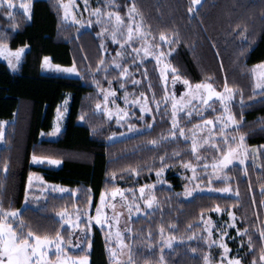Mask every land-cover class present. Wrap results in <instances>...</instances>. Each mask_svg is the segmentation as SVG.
<instances>
[{
  "label": "trees",
  "instance_id": "16d2710c",
  "mask_svg": "<svg viewBox=\"0 0 264 264\" xmlns=\"http://www.w3.org/2000/svg\"><path fill=\"white\" fill-rule=\"evenodd\" d=\"M59 1L64 0H31L30 18L16 8L12 18H8L5 15L8 9L0 6V41L10 48L28 45L16 72H11L0 60V120L8 121L4 144L0 147V206L21 208L29 173H39L45 181L75 189L76 197L51 195L38 208L24 207L20 211L19 219L28 226L25 231L30 227L37 234L54 235L61 227L56 214L62 209H81L89 196L95 205L102 191L116 186L135 189L153 182L156 169L161 167L160 157L167 154L169 158L163 161L168 165L164 175L166 185L154 190L156 208L147 212L148 215L138 216L131 224L135 264H159L160 226L165 227V234L180 240L173 248L163 249L165 264H204L207 244L202 238L188 241L187 237L202 232L206 215L217 225L220 220H227L229 209L235 213L236 225L228 234V244L243 264H250L253 256L259 255L256 217L259 216L261 223L264 219V208L252 206L253 198L257 205L264 199L257 179L264 177V169L260 167L264 157L255 165H247V175L240 166L228 170L231 175L228 182L236 195L198 193L185 198L180 176L168 171L192 159L189 143L180 138L158 146L148 143L170 128L164 114L147 130L109 141L114 129L95 111L96 103L101 100L97 89L109 85V80L115 84L120 80L119 73L117 70L90 71L101 58L97 30L78 32L76 26L65 23ZM124 1L135 2L145 28L155 39L161 31L178 34V40L170 45L173 49L170 62L179 75L191 82L207 81L217 90L223 88L225 81L243 90V105L239 91L231 104L237 119L243 116L239 132L246 134L248 145L264 144V97L257 94L249 99L253 96L250 70L253 64L264 60V0H200L193 13L188 12L191 0ZM238 24L241 29L247 27L243 36L233 31ZM43 56H50L60 65L75 62L79 76L42 73ZM151 63L144 64L148 67L149 79L142 86L149 92L147 83L151 84L154 93L161 96L160 79ZM94 80L99 84L93 83ZM66 92L71 93V102L65 127L55 139L44 137L52 128L56 107ZM181 150L187 151L172 157L173 152ZM33 155L57 158L61 164L57 168L31 165ZM128 168H136L139 175L122 171ZM113 172L115 179L111 176ZM250 183L253 191H249ZM217 205L221 208L220 215L214 211ZM189 224L193 225L191 229ZM169 225L176 227L169 229ZM246 226L253 234L254 253L247 248V236L237 237L236 229ZM149 229L153 232L151 240L147 235ZM64 235H67L66 229ZM90 240V264H109L99 228H92ZM192 248L197 249L195 254L191 253Z\"/></svg>",
  "mask_w": 264,
  "mask_h": 264
},
{
  "label": "snow or ice",
  "instance_id": "6c2138e0",
  "mask_svg": "<svg viewBox=\"0 0 264 264\" xmlns=\"http://www.w3.org/2000/svg\"><path fill=\"white\" fill-rule=\"evenodd\" d=\"M74 3V0H73ZM85 11L88 10V0H84ZM200 4V0H191V6L188 8L189 13H193L197 5ZM0 6L5 7L8 11L5 15L8 18H12L13 10L15 8L12 0H0ZM60 7L64 9L63 19L68 20L72 19L76 24H80L81 21L76 20L73 13L70 11V5L60 4ZM78 7V6H77ZM105 8L111 7V0H105ZM119 7V6H117ZM19 8L23 11L25 17L30 18L31 16V0H22L19 4ZM90 15L96 17L97 24L103 23L104 25L111 28L110 33L108 32V27H105L101 30L100 33H97L98 36H103L104 34H109L112 39L113 44L120 45V48L116 51L115 56L111 58V61L106 58L107 49L105 48L103 41L100 45L101 49V58L96 62L95 69L90 71L98 73L103 71L107 73L110 70L119 71V78H131L133 85L140 84V80L134 78L133 73L130 71L131 68H136L139 70V65L137 60L141 63L144 62L145 57H154L157 65H160L162 60L166 55L170 54L173 49L170 46L174 40H178V34H166L161 31L159 33V41L154 37L149 40V37L152 36V33L148 30H145V25L143 19H137L140 16V13L137 11L135 2L128 6L127 21L125 23L124 17L121 16L119 11H102L100 7H97L92 10ZM264 19V15H262ZM91 24V21H88ZM247 30V27L241 29V26L238 24L234 32H240L241 35H244V32ZM139 41V46L133 47V43ZM167 45L168 53H165L161 50V44ZM24 47H27L25 45ZM7 45L0 41V55H4ZM130 49L131 51H125ZM23 51V48H18L15 52L9 51L7 53L8 64L10 67L15 68L16 62L20 59V54ZM143 53V56H141ZM123 59H131V64L122 63ZM15 61V62H14ZM42 67L51 68L57 72L65 73H77L78 68L73 62L71 66L63 67L59 64H52L50 57L45 56L43 58ZM171 68L172 80L175 83L177 80L181 79L177 73V69L172 67L170 64H164V67L159 69L160 79L166 81V70ZM252 76V92L253 96L249 99H254L257 94L264 97V61L260 62L257 65H254L250 70ZM107 79V76L104 77ZM144 80L148 79L147 70L143 73ZM109 85L113 83L112 80H109ZM93 83L99 84V81L94 80ZM183 84L186 85V89L183 93L180 94V97L177 98L175 93L169 95L167 87L165 86L164 96L162 99L157 100L155 98V93L151 102L156 104V111L159 112L161 104H164L165 115L167 112V102H171V127L167 130L166 133H162L158 138L148 141L152 145H159L162 142L168 141L172 142L177 138V130L180 138H184V142L191 140V157L195 163L190 162L189 160H184L181 162V167L186 170L192 171V176L187 179L189 182L193 180L199 181L201 175L198 174L200 168L203 169L204 174L208 176V187H212L213 176L223 177L225 180L228 179L226 174V169L229 165H232L234 161H239L240 165H245V161L249 158L253 161L255 165L256 161L264 157V144L257 147L247 146L245 141V133H240L239 128L242 126L241 121L243 116L241 115L238 120L236 115L231 110V104L234 100V94L239 91L241 95V105H243V90L237 89L234 86H230L227 81H225L222 90H217L212 83L207 81L196 83L192 85L189 80L183 79ZM120 88L124 89L125 84L120 83ZM99 92H102L104 95L103 101V111L106 117L111 118L112 112L108 108L109 97H115L116 92L114 89H104L98 87ZM148 91H152V85L149 84ZM128 93H125L124 102L125 105L129 104ZM143 98V99H141ZM219 102L222 112L217 115L214 119H202L201 123L195 124L191 129L186 130L185 128L180 127V120L178 117L183 116L186 119H191L194 116L197 118H203L205 115L202 109H211L213 112L217 111L216 108H213L212 105L216 102ZM115 102L114 100L112 101ZM140 105V119L143 120L145 113H152L153 110L149 107V98L141 93L139 97L131 101V105ZM97 110H101V102H97L95 105ZM118 113L116 119L117 123H120L123 126L125 118L129 115V112L126 109H121L117 106L115 109ZM120 112H123V117L119 115ZM58 116L61 115L59 111V106L57 108ZM134 115V113H133ZM84 117L82 116L81 119ZM155 115H153V120ZM4 124L5 121H0V140L4 138ZM149 127L154 125L149 124ZM135 125L128 124V129L131 131ZM219 128V132L216 131V128ZM235 128L236 134L233 135L232 130ZM59 131V126L54 129ZM190 133V135H188ZM206 133V134H205ZM112 135H115L113 133ZM212 149L215 151L216 155L209 162L208 157L202 155L201 153L207 149ZM181 152H173L172 157H179ZM167 154L160 157L161 167L156 169L157 177H160L164 171V168L168 165H165L163 161L168 159ZM32 161H43L47 160L50 164H59L60 160L53 159L51 157H41V156H32ZM203 161L201 164L200 162ZM7 161L4 163V168L7 169ZM260 167L264 169V161L261 162ZM211 169L209 172L208 170ZM122 171H130L133 174L139 175V172L136 168H128ZM245 175L248 174V169L244 168ZM113 179L116 178V173H111ZM33 174L29 173V184L25 187V200L29 199V194L31 190ZM123 178V177H121ZM259 183V190L264 194V177L257 178ZM166 183V181H165ZM152 185H142L139 188L140 196L135 195L134 189H122L115 187L111 189V196L113 198L119 197L121 204L120 208L126 210L128 213V220L126 222V228L124 232L116 230L115 232L111 231L115 227V223H119L122 211L117 210L118 205L113 202L106 201V192L102 191L100 194V202L96 207V215L93 216L87 212V210H81L79 207H74L73 213L67 212V210L62 209L57 213V216L60 218L61 227L56 230L54 235L37 234L35 231L31 230L29 227L28 231H25V228L28 227L22 219H19L21 216L20 210L18 209H4L0 206V264H88V256H73L70 254L71 250H81L87 251V248H84L83 240L89 239L88 247H91L90 234L92 232V221H95L97 225L101 228H104L107 224V227L110 229L106 233V240H111L113 235L115 236L116 244L118 245L119 252L111 247V245H106L107 251L109 253V260L112 264H135V259L133 256V245L131 243L133 239V229L131 226V219L133 216H139L142 213L148 215L145 209H153L155 205L158 204V201L155 195L151 194ZM199 187V184H197ZM249 191H253V186L251 183L248 186ZM54 190H59L61 192L65 191L63 188H58L53 186ZM147 189V192H146ZM219 192H231L232 189L228 186L216 189ZM126 193H131V200H129ZM75 195V192L73 193ZM192 194V190L186 187L184 195L188 196ZM239 195L237 191V196ZM145 196L147 198L145 199ZM89 203L91 202V196L88 198ZM143 201V207L137 201ZM253 207H262L264 208V199H261L258 202L253 198L252 200ZM110 208L112 210V215L109 217L105 213V209ZM214 211L220 212L221 208L217 205L214 208ZM229 217V227H235V213L232 210H228ZM203 219V217H201ZM257 224H259V255L258 258L254 255L250 264H264V223H261L259 216L256 217ZM86 221V223H85ZM205 227L201 233H193L191 236L187 237L188 241L194 239L202 238L204 242L211 247L212 245L219 244V247L223 249L221 253V264H242V259L237 257H230L228 244L224 242L227 237V231L224 226L216 229L219 233L218 239H210L212 232V221L205 220ZM256 225H253L255 227ZM175 225H169V229H174ZM193 227L192 224L188 225V229ZM67 231V237L64 235V231ZM81 233L83 235H77ZM125 233L127 235H125ZM160 243L162 248V254L159 257V264H165V257L163 255V248H173V241L177 238L174 235L166 236L165 227L160 226ZM207 233V235H203ZM237 237L247 236V248L250 252H255L256 247L253 242V234L250 232L248 226L243 229H236ZM148 239L151 240L153 232L151 229L148 231ZM125 239L129 242L125 243ZM243 244V240L241 241ZM151 247V245H149ZM53 250V251H50ZM191 253L195 254L197 252L196 248H192ZM54 256V258H53ZM204 264H211L209 254L204 253Z\"/></svg>",
  "mask_w": 264,
  "mask_h": 264
},
{
  "label": "rangeland",
  "instance_id": "374dc122",
  "mask_svg": "<svg viewBox=\"0 0 264 264\" xmlns=\"http://www.w3.org/2000/svg\"><path fill=\"white\" fill-rule=\"evenodd\" d=\"M12 2H13V4H14L16 9L21 10L19 8V4L22 2V0H12ZM61 3L70 5V11L73 13V15L75 16L76 20L81 21L80 24H76L74 22V20H72V19H68V20H64L63 19L64 9L60 7ZM104 4H105V0H93V1L92 0H88V10L85 11L84 0H74V3H73V0L59 1V7L61 9V17H62V20L65 23L73 24L74 26H76V28H77L76 30L78 32H80L82 30H90V29H93V28H95L97 30L95 35L99 39V42H98L99 48H100V45H101V43L103 41V44H104L105 48L107 49V52H106L105 55H106V58L110 62L111 58L115 56L116 51L120 48V45L113 44L111 36L109 34H107V33L104 34L103 36H98L97 35V33H100L103 28L108 27V26L104 25L103 23L97 24L96 17L94 15H90V13L92 12L93 9H95L97 7H100L102 9V11H119L121 16L124 17L125 23H126V21H127L126 13L128 11V6L131 5V4L128 3L127 1H124V0H111V7H109V8H105ZM117 6H119V7H117ZM137 19H142L141 15L138 16ZM89 20L91 21V24L88 23ZM145 30H147V29L145 28ZM110 31H111V28L108 27V32L110 33ZM152 38H153L152 36L149 37V40L151 41ZM156 40L159 41V36L157 37ZM139 43H140L139 41L134 42L133 43V47L139 46ZM24 46L25 45L19 46L17 48H10L7 45V48L5 50L4 55H0V60L7 64L8 68H9V70L11 72H16L17 71L24 54L28 50V45H27V47H24ZM168 47L169 46L164 45L163 43L161 44V50L164 51L165 53H168ZM18 48H23V51L20 54L19 61L16 62V67L12 68L8 64L7 53L9 51L15 52V50L18 49ZM100 51H101V49H100ZM125 51H131V50L130 49H126ZM171 53L165 56V58L162 60L160 65H157L156 60H155L154 57H145L143 63H141L139 60H137V64L139 65V70H137L136 68H131L130 71L133 73L134 78L136 80H140L141 81L140 84L133 85L132 79L126 77V78H119L120 80L117 81L115 84L112 83L113 85L111 84V85H107V86L102 87L104 89H114L115 92H116L115 97H109V102H108V108L112 112L111 118L106 117L105 114H104V111H103L104 95H103L102 92H100L101 100L99 101L102 104V108H101V110H97L95 108V111L98 114L103 115L106 118V120H108V122L111 123V126L114 129V130H112L111 134L109 135V138H108L109 141H112V140H115V139H119V138H122V137L127 136V135H132V134L147 130V129L150 128L148 126L149 124H153L155 119L160 118L161 114L165 115L164 104H161L160 110H159V112H157L156 111V104L151 102L154 91L152 90V91L146 92L144 87L142 86L143 85V81L147 82L148 79H149L148 78L147 80H144L143 73L145 72V70H147V74H148V67H147V65L145 66L144 64L147 61H151L152 62L151 66H153L155 68V70H156V72H157V74L159 76V79H160V71H159V69L163 68L164 64H170L173 67V65L170 62ZM141 56H143V53H141ZM44 57L45 56L42 57L41 65H40L42 73H49V74H53V75H60V76H67V77H78L79 76V71L77 73H65V72H57L56 70L51 69V68L42 67V63H43V58ZM48 57H50V56H48ZM50 61H51L52 64H57V63H54L51 60V58H50ZM260 62H262V61H260ZM260 62L253 64L252 67L254 65L259 64ZM122 63L131 64L132 60L131 59H123ZM71 65H61V66L68 67V66H71ZM118 73H119V71H118ZM176 75H178L181 79H179L175 83H173L171 68L166 70V81H162L160 79V84H161V88H162V95L158 96L157 94H155V98L157 100H160V99L163 98L164 91H165V86L167 87V91H168L169 95H171L172 93H175L177 98H179L180 94L185 91L187 86L183 84V79H187V78L182 77L178 73H176ZM148 77H149V75H148ZM187 80H189V79H187ZM120 83H124L125 84V88L124 89L120 88ZM190 83L192 85H195L198 82H191L190 81ZM147 85L149 87V83H147ZM220 90H222V89H220ZM126 92L128 93V97H127L128 101H129L128 105H125V102H124V96H125ZM141 93H144L149 98V107H151L152 110H153L152 113H145V116H144L143 120L140 119V115H141L140 114V110H139L140 109V105L139 104L131 105V101L136 99L137 97H139ZM141 99H143V98H141ZM113 100L115 101L114 103L112 102ZM70 102H71V93L70 92H66L63 100L58 104L59 111H60L61 115L58 116V114H57V108H58V106H57L56 110H55V115H54V118H53V121H52V128L47 134H43L44 137H47L49 139H55L59 135V133L63 130V128L65 127V123H66V119H67V115H68V111H69V107H70ZM117 106L119 108H121V109H126L129 112V115L125 118V120L123 122V126H121L120 123H117L116 117H117L118 113L115 110L117 108ZM212 107L216 108L217 111L213 112L211 109H202V111H204V113H205L203 118H197L195 116L193 118H191V119H186L183 116L178 117L179 120H180V127L185 128L186 130H188V129H191L193 125L201 123L202 119H208V118H213L214 119L217 115H219L222 112V108H221V106H220L218 101L215 104H213ZM167 112H168V114L165 115V116L169 119V123H170V127H171V102L170 101L167 102ZM133 113H134V115H133ZM119 115L121 117H123V112H120ZM153 115H155V119L154 120H153ZM0 121H3V120H0ZM7 123H8V121H5L4 130L6 128ZM128 124L135 125V127L131 131H129ZM57 125L59 126V131H55L54 132V129L57 127ZM216 131L219 132V128L218 127L216 128ZM113 133H115V135H112ZM231 134H233V135L236 134L235 128H233ZM188 135H190V133H188ZM179 138L180 137L178 135V130H177V138L176 139H179ZM180 139L184 140V138H180ZM187 142L189 143L190 150H191V140L189 139ZM244 143L247 146H249V147H257V146L248 145L245 141H244ZM3 144H4V138L2 140H0V147ZM201 154L207 156L209 162H211V159L216 155L215 151L210 149V148L207 149L206 151L202 152ZM31 158H32V156L30 157V164L31 165H46L48 167L57 168L61 164V163H59V164H50L47 160L33 162ZM53 159H57V158H53ZM189 161L195 163V161L192 160V159H190ZM200 163L202 164L203 161H201ZM249 163H253L251 158L247 159L245 161V165H243V166L239 164V161H234L233 164L229 165L228 168L226 169V174L228 176V179L225 180L223 177L213 176V182H212V187L211 188L208 187V176L206 174H204V171H203L202 168H200L199 171H198V174L201 175V179L199 181L193 180L191 182H189V180L187 178L192 176V171L182 168L181 165L178 166V167L172 168L168 172H171V173H174V174L180 176L181 182L183 184V196L185 198H190L193 195L198 194V193H212V194H221V195H236V193L233 190L232 186L228 182L229 179L231 178L230 177L231 176L230 172L228 170L230 168H232L233 166H240V167H242L244 169L245 167L247 168V165ZM208 171L210 172L211 169H209ZM166 172H167V168H164V171H163V173L161 174L160 177H157V175H156V177L153 180V182L144 184V185H149L150 184V185L153 186L152 190H151V194L155 195L154 190H155L156 187H159V186H162V185H166V183L164 181V175H165ZM32 174H33V178H32V182H31V190H30V194H29V199L26 201L25 200V195H24L22 206L18 210L21 211V209H23L24 207L38 208L51 195H53V196H61V195L71 194L73 197H76L75 189H70V188H68L66 186H63V185H60V184H55V183H51V182L45 181L43 179V177L39 173H32ZM28 177H29V175H28ZM28 177L26 179V185L29 184ZM197 184H199V187H197ZM26 185H25V187H26ZM53 186H57L58 188H63V189H65V191L61 192L59 190H54ZM141 186L142 185H140V186H138V187H136L134 189L135 190V195L137 197L140 196L139 188ZM226 186L230 187L232 189V191L231 192H219V191L216 190V189H220V188H223V187H226ZM116 187H119V186H116ZM186 187L192 190V194L191 195H188V196L184 195ZM119 188H121V187H119ZM111 189L104 190L106 192V201L107 202L116 203L118 205V209L117 210H121L122 211V216H121V219H120L119 223H115L113 221V223L115 224V227L113 229H111V231L115 232L116 230H120L121 232H124V230H125V228L127 226L126 222L128 220V213H127L126 210H123V209H121L119 207L120 204H121L120 198L119 197L113 198L111 196ZM122 189H124V188H122ZM74 192H75V195L73 194ZM146 192H147V189H146ZM126 195H128L129 200H131V193H126ZM146 198H147V196H145V199ZM99 202H100V196H99L97 202L95 203V205H92L91 202L89 203V200H88V202L85 204V206H83L81 208V210H87L88 213H90L91 215L95 216L96 215V207H97V204H99ZM137 202L140 203L141 206L143 207V201L142 200L137 201ZM155 208H156V205L154 206L153 209H155ZM73 209H74V207H72L70 209H65V210H67V212H69V213H73ZM153 209H145V211L146 212H150ZM104 211L109 217L112 215V210L110 208H106ZM217 214L220 215L221 212H217ZM143 215L144 214L142 213L139 216H143ZM56 217L60 221V218L57 216V214H56ZM137 217L138 216H133L132 217L131 224H132V221L135 218H137ZM209 219L212 221V218L210 216L206 215L204 217V221L205 220H209ZM85 223H86V221H85ZM212 223H213V226H212V229H211L212 235H211L210 239H213V240L218 239L219 233H217L216 229L220 228L221 226H224L226 231H227V237L225 238L224 242L228 244V241H227L228 238H229L228 234H230L231 228H234V227H229L228 226L229 217L225 221L220 220L218 222V225L215 222H213V221H212ZM263 223H264V219H263ZM235 225H236V222H235ZM94 226L99 228V230L102 233V236H103V239H104V244H105V250H106V254H107V258H108V262H109V264H112V262L109 260V253L107 251L106 245L110 244L113 249H115L117 252H119V248H118V245L116 244L115 236L113 235V237H112V239L110 241L106 240V233L110 231V229L107 227V224L105 225L104 228H101L99 225H97L95 223V221H92V228ZM77 235H83V234L77 233ZM125 235H127V234L125 233ZM165 235L166 236H171V235H168V234H165ZM203 235H207V233H204ZM65 236L67 237V235H65ZM91 236H92V232L90 234V237ZM178 242H180V240H178V239L173 241V246L176 243H178ZM125 243H127L126 239H125ZM88 244H89V239L86 238V239L83 240V245H84V248H87V251H84L83 249H81L79 251L71 250L70 254L73 255V256L87 255L88 256V264H90V257H89L90 247H88ZM207 247H208V250L205 253L209 254V258H210L211 264H221V253L223 252V249H221L219 247V244L217 243L215 245H212L211 247H209L207 245ZM228 247H229V250H230L228 255L230 257H237L235 254L232 253L229 244H228ZM163 249L166 250V249H169V248H167L165 246ZM50 251H53V250H50ZM53 258H54V256H53ZM224 264H226V261L224 262Z\"/></svg>",
  "mask_w": 264,
  "mask_h": 264
}]
</instances>
